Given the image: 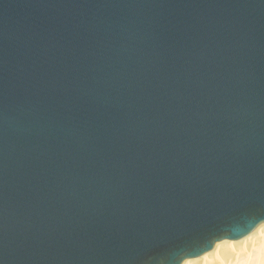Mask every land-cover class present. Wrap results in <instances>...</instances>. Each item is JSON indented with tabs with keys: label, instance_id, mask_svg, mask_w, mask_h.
I'll list each match as a JSON object with an SVG mask.
<instances>
[{
	"label": "water",
	"instance_id": "1",
	"mask_svg": "<svg viewBox=\"0 0 264 264\" xmlns=\"http://www.w3.org/2000/svg\"><path fill=\"white\" fill-rule=\"evenodd\" d=\"M264 223V0H0V264H182Z\"/></svg>",
	"mask_w": 264,
	"mask_h": 264
},
{
	"label": "bare ground",
	"instance_id": "2",
	"mask_svg": "<svg viewBox=\"0 0 264 264\" xmlns=\"http://www.w3.org/2000/svg\"><path fill=\"white\" fill-rule=\"evenodd\" d=\"M182 264H264V223L249 235L219 241L212 250Z\"/></svg>",
	"mask_w": 264,
	"mask_h": 264
}]
</instances>
